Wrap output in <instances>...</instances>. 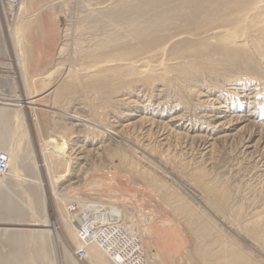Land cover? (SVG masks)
I'll return each mask as SVG.
<instances>
[{
    "label": "rangeland",
    "instance_id": "374dc122",
    "mask_svg": "<svg viewBox=\"0 0 264 264\" xmlns=\"http://www.w3.org/2000/svg\"><path fill=\"white\" fill-rule=\"evenodd\" d=\"M114 1L0 0V107L2 111L7 109L0 150L16 143L13 148L17 149V156H21V164L12 163L4 175L11 180L14 197L6 191L2 194L17 208L9 210L13 213L10 215L0 212V232L17 230L21 234L31 233L35 239L22 244L25 253L16 264H92L91 257L99 251L91 246L92 251L89 248L86 258H76L74 250L79 245L76 227L70 219L63 221V216L66 218L65 206L69 204L72 218L82 217L85 215L82 204L86 206L95 201L122 208L123 215L115 217L114 224H119L121 231L138 233L148 257L156 252L157 246L161 255L164 253L161 249L170 243L153 239V234L161 231L170 234L174 238L172 243L177 246V258L170 261L161 258L162 264H222L215 257L208 259L209 262H200L195 256L192 245L208 240L189 237V231L195 228L220 233L221 240L227 245L235 243L240 254L246 255L251 263L264 264V6L252 9L258 0H230L231 4L227 0H156L153 3L116 0L115 5L111 4ZM205 3H209L208 6ZM143 6L153 7L155 13H144ZM241 6L249 12L247 19ZM117 11L124 12L119 13L121 18L116 15ZM231 17L236 22L231 21ZM219 18L224 21L219 20L221 25ZM19 22L24 24L18 25ZM96 22L100 25L103 22L104 26ZM246 23L251 27L254 24V28ZM156 24H163V28ZM17 25L19 31L15 35ZM239 26L242 29L237 30ZM234 30L242 36L241 46L229 47L228 51L224 40L236 35ZM135 32H143L144 36L150 32L152 38L160 39L158 47L141 52ZM114 44L118 46L115 49ZM82 46L84 48H80ZM60 48L64 51L58 55ZM126 51L132 60L135 55L146 56L155 69L136 74L128 65H120L116 74H107L111 78L106 86L108 96L102 98L92 86L100 72L82 74L79 70L92 65L87 62L93 56L107 53L104 57L120 58L119 54ZM75 69L79 70L75 72ZM65 84L71 87L61 96L59 89ZM254 94L258 101L257 113L251 114L248 103ZM30 98L35 106L22 104L23 117L17 123L21 130L17 131L15 120L12 122L14 117L8 111L20 109L13 102ZM70 110L90 118L91 123L71 124L72 120L64 115ZM218 115L222 118L214 119ZM103 126L120 134L121 143L105 132ZM23 129L30 146L23 144ZM7 133L16 137L11 139ZM45 147L54 152L52 156V152L46 155L53 163V170L61 175L54 191L44 165ZM78 148L89 149L88 159H77ZM31 156L38 165L47 217L60 236L58 245L53 239L46 244L53 262H49L44 253L37 252L40 251L39 232L46 229L40 221L43 212L35 208L36 200L31 206L24 193V189L29 188L26 166L30 165ZM58 209L63 210V214ZM149 217H152L150 221ZM131 220H134L135 230L129 226ZM148 230L155 233L146 236ZM112 242L119 241H106L100 248L115 247ZM190 249L192 259H189ZM12 250L10 244L0 241V256L8 257ZM41 254L45 258H40Z\"/></svg>",
    "mask_w": 264,
    "mask_h": 264
},
{
    "label": "bare ground",
    "instance_id": "6f19581e",
    "mask_svg": "<svg viewBox=\"0 0 264 264\" xmlns=\"http://www.w3.org/2000/svg\"><path fill=\"white\" fill-rule=\"evenodd\" d=\"M104 1V0H103ZM111 1V0H110ZM116 1V0H115ZM115 1H114V3H111V4H114L115 5ZM122 1V0H121ZM142 1V0H141ZM148 1H150L151 3H153L154 1H156V0H148ZM162 1V0H161ZM174 1H176V0H174ZM180 1V0H179ZM216 1V0H215ZM219 1V0H218ZM225 1V0H224ZM248 1V0H247ZM250 1V0H249ZM117 2H118V0H117ZM227 2H229L230 3V0L228 1L227 0ZM231 2H232V0H231ZM242 1H240V2H238V4L240 5V3H241ZM245 2V1H244ZM128 3V2H127ZM157 3V2H156ZM156 3H154V4H156ZM160 3V2H159ZM170 3V2H169ZM214 4V2H211V4ZM219 3V2H218ZM221 3V2H220ZM250 3V2H249ZM82 4V3H81ZM107 4V3H106ZM106 4H105V6H106ZM109 4V3H108ZM119 3H117V5H118ZM121 4V3H120ZM165 4H167V2L165 3ZM206 4V3H205ZM207 4H209V3H207ZM206 4V5H207ZM213 4H212V6H213ZM231 4V3H230ZM245 5H246V3H244ZM153 5V4H152ZM164 5V4H163ZM163 5L161 6V8L163 7ZM193 5V4H192ZM224 5V4H223ZM222 5V6H223ZM251 5V4H250ZM101 6V5H100ZM100 6H98V7H100ZM110 6V5H109ZM113 6V5H112ZM153 6H155V5H153ZM208 6V5H207ZM210 6V5H209ZM227 6H228V4H226V8H227ZM230 6V5H229ZM261 6H264V0H258L256 3H255V5L252 7V9L253 8H259L260 9V7ZM107 8H108V5L106 6ZM144 7V13H146V14H152V12H154L155 13V9H152V8H149V7H147V6H143ZM151 7V6H150ZM167 7V6H166ZM172 8H177V6H171ZM216 7V6H215ZM219 7H221V6H219ZM218 7V8H219ZM225 7H223V8H225ZM234 7H235V5H234ZM237 7V6H236ZM241 7H243V6H241ZM250 7V6H249ZM101 8V7H100ZM105 8V7H104ZM160 8V7H159ZM158 8V9H159ZM201 8V7H200ZM210 8H211V6H210ZM229 8V7H228ZM231 8L233 9V6H231ZM247 8V7H246ZM251 8V7H250ZM102 9V8H101ZM128 9H130V8H128ZM165 9V8H164ZM180 9H182V8H180ZM207 9V8H206ZM216 9V8H215ZM242 9H245L244 7L242 8ZM95 10V9H94ZM98 10V9H97ZM100 10V9H99ZM106 10V9H105ZM108 10H110V9H108ZM126 10V9H125ZM162 10V9H161ZM166 10V9H165ZM222 10H224V9H222ZM235 10H236V8H235ZM234 10V11H235ZM91 11H92V9H91ZM167 11H168V9H167ZM224 11H226V10H224ZM228 11V10H227ZM233 11V12H234ZM238 11H242V10H238ZM238 11H237V13H238ZM245 11H246V9H245ZM259 11V10H258ZM261 11V10H260ZM264 11V10H263ZM93 12V11H92ZM96 12V11H95ZM99 12H101V11H99ZM112 12V11H111ZM223 12V11H222ZM221 12V13H222ZM252 12V11H251ZM102 13H104V12H102ZM119 13L121 14V13H123L124 14V12L123 11H117V14H116V12H115V14L116 15H119ZM132 13V12H131ZM205 13V12H204ZM218 13L219 12H217L216 14L218 15ZM220 13V14H221ZM230 13V12H229ZM249 12L248 11H246L245 12V17H246V19L248 18L247 17V14H248ZM111 14V13H110ZM161 14H163V13H161ZM200 14H202V13H200ZM200 14H198V16L200 15ZM231 14V13H230ZM229 14V15H230ZM239 14V13H238ZM241 14V13H240ZM255 14V13H254ZM96 15V14H95ZM94 15V16H95ZM99 15V14H98ZM101 15V14H100ZM103 15V14H102ZM107 15V14H106ZM113 15V13L110 15L111 17H114V16H112ZM215 15V14H214ZM253 15V14H252ZM256 15V14H255ZM261 15V14H260ZM105 16V15H104ZM120 16V15H119ZM144 16V15H143ZM147 16V15H146ZM155 16V15H154ZM194 16V15H193ZM225 16V15H224ZM223 16V17H224ZM249 16H251V15H249ZM263 16H264V14H263ZM107 17V16H106ZM122 17V15L120 16V18ZM176 17V16H175ZM181 17H183V16H181ZM215 17V16H214ZM219 17H221V16H219ZM223 17H221V18H223ZM237 17H239V16H237ZM236 17V18H237ZM253 17H255L254 15H253ZM74 18V17H73ZM97 18H98V16H97ZM102 18V17H101ZM104 18V17H103ZM102 18V19H103ZM114 18H116V16L114 17ZM124 18H125V16H124ZM123 18V19H124ZM187 18H189V16L188 17H186V18H183V20H186ZM209 18V17H208ZM221 18H219L217 21H219ZM235 18V17H234ZM242 18V17H241ZM95 19V18H94ZM112 19V18H111ZM118 19H119V17H118ZM126 20H127V18H125ZM158 19H159V15H158ZM157 19V20H158ZM192 19V18H191ZM197 19V18H196ZM195 19V20H196ZM203 19V18H202ZM225 19L227 20L228 18H226L225 17ZM231 19V21H233V19H232V17L230 18ZM104 20V19H103ZM102 20V21H103ZM108 20V19H107ZM165 20V19H164ZM166 20H168V19H166ZM180 20V19H179ZM198 20H201V19H198ZM210 20V19H209ZM248 20H250V19H248ZM252 20H254V19H252ZM263 20V19H262ZM261 20V21H262ZM101 21V20H100ZM113 21V20H112ZM111 21V22H112ZM178 21V20H177ZM208 21V20H207ZM214 21V20H213ZM221 21V20H220ZM219 21V25H221L220 23L221 22H223L224 23V21H221L220 22ZM228 21V20H227ZM227 21H225V22H227ZM235 21V20H234ZM233 21V22H234ZM258 21H260V20H258ZM92 22H93V20H92ZM116 22V21H115ZM119 22V21H118ZM134 22V21H133ZM136 22V21H135ZM192 22V21H191ZM208 22H210V21H208ZM208 22H206V23H208ZM212 22V21H211ZM236 22V21H235ZM245 22V21H244ZM251 22H253V21H251ZM91 23V22H90ZM96 23H98V22H96ZM103 23V22H102ZM102 23H101V25H102ZM108 23H110L109 22V20H108ZM117 23V22H116ZM212 23H215V22H212ZM240 23H241V21H240ZM248 23V22H247ZM247 23L245 24L246 26H250V25H247ZM263 23V22H262ZM20 24H24V23H21V22H19L18 23V25H20ZM89 24V23H88ZM95 24V23H94ZM99 24V23H98ZM107 24V23H106ZM121 24V23H120ZM129 24H133V23H129ZM138 24H140V23H138ZM165 24V23H164ZM186 24V23H185ZM191 24V23H190ZM217 24V23H216ZM227 24V23H226ZM231 24V23H230ZM248 24H250V23H248ZM18 25H17V27L15 28V35H16V33H17V31H19V29H18ZM90 25V24H89ZM97 25V24H96ZM100 25V24H99ZM98 25V26H99ZM100 25V26H101ZM122 25V24H121ZM147 25V24H146ZM154 25V24H153ZM157 25V27L158 28H163L162 27V25H160V24H156ZM173 25V24H172ZM171 24H170V26H172ZM207 25H210L209 23L207 24ZM215 25V24H214ZM254 25V24H253ZM253 25H252V27L250 26V28L252 29V28H254L253 27ZM97 26V27H98ZM102 26H104V24L102 25ZM109 26H111V25H108L107 27H109ZM114 26V25H113ZM120 26V25H119ZM125 26V25H124ZM135 26V25H134ZM152 26V25H151ZM190 26V25H189ZM198 26H199V23H198ZM225 26V25H224ZM230 26V25H229ZM233 26V25H232ZM116 27V26H115ZM166 27H168V26H166ZM175 27V26H174ZM178 27V26H177ZM177 27H176V29H177ZM182 27V26H181ZM185 27V26H184ZM191 27V29H192V26H190ZM208 27V26H207ZM214 27V26H213ZM220 27V26H219ZM228 27V26H227ZM89 28V27H88ZM87 28V29H88ZM92 28V27H91ZM94 28V27H93ZM99 28V27H98ZM97 28V29H98ZM101 28H103V27H100L99 29H101ZM118 28V27H117ZM119 28H121V27H119ZM127 28V27H126ZM142 28V27H141ZM148 28V27H147ZM171 28V27H170ZM179 28V27H178ZM195 28V27H194ZM215 28H217V27H215ZM250 28H247V29H250ZM255 28H259V27H255ZM98 29V30H99ZM105 29H106V27H105ZM112 29V28H111ZM110 29V30H111ZM114 29V28H113ZM123 29H124V27H123ZM146 29V28H145ZM207 29V28H206ZM226 29V28H225ZM238 29H242V26H239L238 28H237V30ZM245 29V28H244ZM261 29H262V27H261ZM260 29V30H261ZM92 30V29H91ZM95 30V29H94ZM93 30V31H94ZM142 30V29H141ZM148 30V29H147ZM170 30V29H169ZM169 30H166L165 29V31H169ZM174 30H175V28H174ZM181 30V29H180ZM195 30V29H194ZM197 30V29H196ZM200 30V29H199ZM211 30V29H210ZM254 30V29H253ZM256 30V29H255ZM97 31V30H96ZM100 31V30H99ZM98 31V32H99ZM112 31V30H111ZM118 31H119V29H118ZM127 31V30H126ZM138 31V30H137ZM152 31V30H151ZM158 31V30H157ZM156 31V32H157ZM182 31V30H181ZM180 31V32H181ZM222 31V30H221ZM231 31V30H230ZM235 31V30H234ZM240 31V30H239ZM67 32V31H66ZM88 32H89V30H88ZM95 32V31H94ZM101 32V31H100ZM108 32H110V31H108ZM124 32L125 31H123V34H124ZM129 32V31H128ZM139 32V31H138ZM141 32V31H140ZM161 32H162V30H161ZM182 32H185V30L184 31H182ZM181 32V33H182ZM194 32H196V34H197V31H194ZM214 32H219V30H215ZM236 32V31H235ZM246 32H247V30H246ZM252 32H254V31H252ZM104 33H106V32H104ZM111 33H113V31L111 32ZM115 33V32H114ZM119 33V32H118ZM121 33V32H120ZM136 33V32H135ZM148 33V32H147ZM152 33V32H151ZM159 33V32H158ZM173 33V32H172ZM176 33V32H175ZM178 33V32H177ZM181 33H179V34H181ZM186 33H188V32H186ZM230 33V32H229ZM237 33H239V32H236L235 34L236 35H232V37L231 38H227V40H224L225 42H226V44L228 45L227 47V49L226 48H224V50L226 49V50H228L229 49V47H233V46H238V45H240V43L242 42L241 40V37H240V35H238ZM244 33V32H243ZM251 32H249V34H250ZM257 33V32H256ZM256 33H254V34H256ZM71 34V33H70ZM117 34V33H116ZM115 34V35H116ZM126 34V33H125ZM131 34H133V32L131 33ZM130 34V35H131ZM152 34H154V33H152ZM151 34V35H152ZM161 34V33H160ZM160 34H158V35H160ZM184 34V33H183ZM191 33H189V35H190ZM195 34V33H194ZM193 34V35H194ZM201 34V33H200ZM199 34V35H200ZM202 34H203V31H202ZM220 34V33H219ZM253 34V35H254ZM263 34V33H262ZM69 35V34H68ZM92 35V34H91ZM90 35V36H91ZM94 35V34H93ZM92 35V36H93ZM95 35H97V34H95ZM100 35V34H99ZM118 35V34H117ZM121 35V34H120ZM127 35V34H126ZM126 35H125V37H126ZM198 35V34H197ZM214 35V34H213ZM243 35V34H242ZM246 35H248L247 33H246ZM251 35V34H250ZM252 35V36H253ZM105 36V35H104ZM104 36H103V38H104ZM110 35H108V37H109ZM112 36V35H111ZM110 36V37H111ZM132 36V35H131ZM130 36V37H131ZM161 36V35H160ZM186 36V35H185ZM212 35H210V37H211ZM96 37H98V35L96 36ZM106 37H107V34H106ZM120 37V36H119ZM183 37H184V35H183ZM191 37H193V36H191ZM225 37H227V36H225ZM71 38V37H70ZM94 38H95V36H94ZM99 38H102V37H99ZM116 38H118L117 36H116ZM127 38V37H126ZM136 38L138 39V41H139V43L141 44V49H142V51L141 52H143L145 49H155V48H157L158 46L157 45H159V40L160 39H156V38H152L151 36H150V32H149V35H147V34H145V36L143 35V32H142V34H139V33H136ZM205 38V37H204ZM207 38H208V36H207ZM90 39V38H89ZM112 39H115L114 37L112 38ZM132 39V38H131ZM179 38H177V40H178ZM197 39H200V38H197ZM215 39V38H214ZM69 40V39H68ZM88 40V39H87ZM94 40V39H93ZM98 40V39H97ZM104 40V39H103ZM110 40V39H109ZM116 40V39H115ZM114 40V41H115ZM118 40V39H117ZM123 40V39H122ZM124 40H126L125 38H124ZM136 40V39H135ZM99 41V40H98ZM106 41H107V39H106ZM127 41H129V40H127ZM137 41V40H136ZM180 41V40H179ZM185 41V40H184ZM247 41V40H246ZM86 42V41H85ZM105 42V41H104ZM111 42V41H110ZM118 42V41H117ZM117 42H115V43H117ZM158 42V43H157ZM224 42V43H225ZM83 43V42H82ZM95 43V42H94ZM109 43V42H108ZM127 43V42H126ZM125 43V44H126ZM131 43V42H130ZM132 43H133V41H132ZM138 43V42H137ZM157 43V44H156ZM96 44V43H95ZM99 44V43H98ZM121 44V43H120ZM124 44V43H123ZM17 45V44H16ZM78 45V44H77ZM86 45V44H85ZM97 45V44H96ZM105 44H103V46H104ZM116 44H114V46H115ZM119 45V44H118ZM156 45V46H155ZM222 45V44H221ZM71 46H73V45H71ZM74 46H75V43H74ZM99 46V45H98ZM102 46V45H101ZM121 46V45H120ZM126 46V45H125ZM241 46V45H240ZM242 46H244V45H242ZM88 47V46H87ZM92 47V46H91ZM108 47V45L106 46V48ZM118 47V46H117ZM116 46L114 47V49L115 48H117ZM121 47H123V46H121ZM80 48H84L83 46L82 47H80ZM97 48V47H96ZM111 48V47H110ZM109 48V49H110ZM123 48H126V47H123ZM139 48V49H140ZM92 49V48H91ZM95 49V48H94ZM98 49V48H97ZM100 49V48H99ZM102 49V48H101ZM100 49V50H101ZM137 49V48H136ZM222 49V48H221ZM70 50V49H69ZM96 50V49H95ZM94 50V51H95ZM159 50V49H158ZM225 50V51H226ZM231 49H229L228 51H230ZM233 50V49H232ZM63 51H64V49L63 48H60L59 50H58V55L60 54L61 55V53H63ZM99 51V50H98ZM124 51V50H123ZM102 52H104V51H102ZM110 52V51H109ZM113 52V51H112ZM140 52V53H141ZM162 51H160V53H161ZM217 52V51H216ZM69 53V52H68ZM81 53V52H80ZM89 53V52H88ZM88 53H86V54H88ZM111 53V52H110ZM120 53V52H119ZM133 53H137V52H133ZM139 53V54H140ZM146 53V52H145ZM238 53V52H237ZM95 54V53H94ZM107 53H102V56H97V57H94L93 56V54H92V59L91 60H93V61H91L90 59H89V61L87 62V64H92V65H90V66H87V67H82L80 70L79 69H75V72H76V70H79L80 71V73H82V74H92L93 72L95 73V72H97V71H99L100 72V74L98 75V78H96L94 81H93V83H92V86L96 89V93H98L102 98H104V97H106V96H108V91H107V89H106V86L108 85V84H110L109 83V81L111 80V78L110 77H108L107 76V74L108 73H110V72H114L115 74H116V72H117V70L119 69V67H121L120 65H128L129 67H131V68H133L134 70H135V72H136V74H137V72H138V74L140 73V74H144V72H146L147 70H150L151 71V67H154V65L153 64H151V62L148 60V58L145 56H143V57H139V55L137 56V55H135L136 56V58L134 59L133 58V60L132 59H129V52L128 51H126V52H121L119 55H121V57L120 58H108V57H104L105 55H106ZM138 54V53H137ZM143 54V53H142ZM141 54V55H142ZM154 54V53H153ZM158 54V53H157ZM164 54V53H163ZM90 55V54H89ZM101 55V54H100ZM144 55V54H143ZM107 56V55H106ZM150 56V55H149ZM160 56H161V54H160ZM159 56V57H160ZM238 56H240V55H238ZM64 57V56H63ZM112 57H114V55L112 56ZM138 57V58H137ZM151 57V56H150ZM153 57V56H152ZM65 58H66V55H65ZM91 58V57H90ZM132 58V57H131ZM154 58V57H153ZM160 59V58H159ZM86 60H88V59H86ZM86 60H85V62H86ZM22 62V61H21ZM64 62V61H63ZM93 62V63H92ZM163 63V62H162ZM161 63V64H162ZM24 65V64H23ZM62 65V64H61ZM155 66H157V65H155ZM67 67V66H66ZM81 67V66H80ZM153 69H155V68H153ZM152 69V70H153ZM63 70V69H62ZM66 70V69H65ZM69 71V70H68ZM63 73V72H62ZM75 75V74H74ZM63 76V75H62ZM83 76V75H82ZM93 76H94V74H93ZM97 77V76H96ZM121 78V77H120ZM60 80V79H59ZM186 80V79H185ZM58 82V81H57ZM68 82V81H67ZM66 82V83H67ZM70 82V81H69ZM85 82V81H84ZM25 83L27 84V80H25ZM55 83V82H54ZM71 83V82H70ZM86 83V82H85ZM89 83H90V80H89ZM121 83V82H120ZM136 84V83H135ZM76 85V84H75ZM84 85V84H83ZM87 85V84H86ZM61 86V85H60ZM26 87V86H25ZM71 87V86H70ZM70 87H67V85L65 84V85H62L61 87H60V89H59V91H61V96L63 95V93L65 92V91H67L68 89H70ZM89 87V86H88ZM259 87V86H258ZM59 88V87H58ZM55 89V88H54ZM257 89V88H256ZM85 91H86V89H85ZM112 91V90H111ZM117 91V90H116ZM261 91V90H260ZM58 92V91H57ZM106 95V96H105ZM243 96V95H242ZM57 97V96H56ZM55 97V98H56ZM250 98H253V100L252 101H249L250 103H248V109H252L251 110V114H255V113H257V111H256V108H257V106H258V101H255V99H256V94H254V95H252ZM21 99V98H20ZM58 99V98H57ZM123 99V98H122ZM164 100V99H163ZM258 100V99H257ZM15 101V100H14ZM57 101V100H56ZM107 102V101H106ZM160 102V101H159ZM13 103H16L17 105H18V107L20 108V109H18V110H16V111H8V113L10 114V116H11V114H12V116L14 117V119H13V121L12 122H14V120H15V128H16V130L17 131H20L21 130V128L19 127V125L17 124L18 123V121L21 119V117H23V114H22V112H21V106H22V104L23 103H27V104H29V105H33V107L35 106L34 104H33V99L32 98H30V100L29 101H21V100H18V101H15V102H13ZM57 103V102H56ZM75 104V103H74ZM108 104V103H107ZM216 107V106H215ZM2 107H0V136H1V138H0V140L3 138V136H2V134H3V131H4V129H5V122H4V120H6V117H5V114H4V112L6 113L7 111H5V110H7V109H4V111H2L3 109H1ZM69 108V107H68ZM59 109V108H58ZM218 109V108H217ZM63 110H64V108H63ZM61 111V110H60ZM216 111V110H215ZM64 113H66V114H64V115H67V117H68V119H70V120H72L71 121V124H74V125H81V124H83V123H91V120H90V118H86L85 116H83V115H81V114H77L75 111H73V110H70L69 112H64ZM210 113V112H209ZM126 114V113H125ZM129 114V113H128ZM85 115V114H84ZM262 116V115H261ZM4 117H5V119H4ZM8 118V117H7ZM94 118V117H93ZM181 118V117H180ZM222 118V116L221 115H218V116H215L214 117V119H221ZM226 118V117H225ZM260 118H262V117H260ZM12 120V119H11ZM93 120V119H92ZM6 122H8V120L6 121ZM93 122V121H92ZM94 123V122H93ZM11 124V123H10ZM70 124V125H71ZM97 124V123H96ZM211 124V123H210ZM7 125V124H6ZM73 125V126H74ZM10 126V125H9ZM72 126V127H73ZM95 128V127H94ZM189 128V127H188ZM103 129H104V131L105 132H108V133H110V136L112 135L113 137H114V139L118 142V143H121V141H122V139H121V136H119L118 135V133H116V132H114V131H112V130H110L108 127H105V126H103ZM98 131V130H97ZM2 133V134H1ZM17 133V132H16ZM19 133V132H18ZM5 135V134H4ZM7 135H10V133L8 134L7 133ZM23 135H24V137H23V139H24V141H23V144L25 143V145L27 144L28 146H30V140L28 139V134H27V132H26V130H24L23 129ZM11 136V139L15 136L16 137V135H10ZM111 136V137H112ZM109 137V136H108ZM11 141V140H10ZM56 141V140H55ZM54 141V142H55ZM11 142H13V141H11ZM49 142V141H48ZM67 143V142H66ZM2 144V143H1ZM13 144V146L12 147H10V146H8L7 148H4V149H2L3 148V145H2V147H1V149L2 150H0V153H1V151H4V152H6L7 154H8V159H7V163H8V168H7V170H6V172L3 174V176H1L0 175V212L1 213H4V214H6V213H10L9 212V210H14L15 208H17L16 206H14L13 205V203H12V201L10 200V199H8V197H5L3 194H2V192H7V193H10L11 195L13 194L12 193V191H11V189H10V181L9 180H7L6 178H4V175H6L7 174V172H8V169H9V167L12 165V163H15V165H16V163L18 164V162L21 164V156H17V154L15 153L16 152V148H13L14 147V145L15 146H17L16 145V143H11V145ZM44 144H45V142H44ZM1 146V145H0ZM61 146V145H60ZM81 146V145H80ZM99 147V146H98ZM18 148V147H17ZM51 148V147H50ZM54 148V147H53ZM89 149H87V150H85V149H81V148H78L77 150H76V156H77V159H81V160H85L87 157H88V154L90 153L89 151H88ZM52 151H50V150H48V148L47 147H45V150L43 151V154H44V165H45V168H46V171H47V174H48V176H49V178H50V180H51V185H52V187H53V191L55 190L54 189V187H55V183L57 182V180H58V178H60L61 177V175H59V174H57V172L56 171H54L53 170V168H52V166H53V163H51V160L50 159H48V156L46 155V153L48 154V153H51ZM53 153L54 152H52V154H51V156L53 155ZM20 155H22V154H20ZM55 156H57L58 158H63V157H61L62 155H58V154H54ZM31 163H30V165L29 166H26L27 167V172H28V174L29 175H27L28 177H30V179H27L28 180V183H29V188H25L24 189V193L26 194V197L28 198V201L30 202V205L32 206L33 204H34V200H36L37 201V207H35L37 210H42V215H43V219H41L40 221L43 223V225L44 226H46L45 228V230L44 231H40L39 232V234H40V236H41V238L40 239H38V244H39V246H40V251H39V249H38V253L40 252V253H44V255H46V257H48L49 259V262H53V259H50L51 257L50 256H48V254H47V248L48 247H46V244L47 243H50V240L51 239H53L56 243H57V245L59 244V242H60V236L58 235V233L55 231V229H54V226H53V223H52V221L47 217V213H46V201H45V199H44V191H43V188H42V182H41V178H40V175H39V169H38V165L36 164V162H35V158L33 157V156H31ZM66 159V158H65ZM88 159V158H87ZM61 161V160H60ZM66 161V160H65ZM66 164V163H65ZM13 166H14V164H13ZM18 166H19V164H18ZM16 167V166H15ZM17 168V167H16ZM64 168V167H63ZM14 169V168H13ZM70 169V168H69ZM24 170V169H23ZM64 170V169H63ZM63 170H62V172H63ZM14 171V170H13ZM14 172H16V171H14ZM19 172V171H18ZM10 173V172H9ZM14 173H12V175H13ZM19 174V173H18ZM9 177V176H8ZM26 177V176H25ZM18 179H20V178H18ZM68 179V178H67ZM20 180H22V179H20ZM24 180V179H23ZM26 180V181H27ZM62 180H64V179H62ZM25 181V180H24ZM59 183V182H58ZM58 193H60V192H58ZM55 194H56V196H57V192H55ZM60 195V194H59ZM6 196H7V194H6ZM13 197H14V195H12ZM58 197H60V196H58ZM62 199H64V198H62ZM60 201V200H59ZM110 202V201H109ZM214 202V201H213ZM62 203V202H61ZM106 204V203H105ZM62 205H63V203H62ZM220 205V204H219ZM29 206V205H28ZM31 206H29V207H31ZM65 206V205H64ZM68 206H69V204H68ZM67 205L65 206V210H66V218L63 216V221H68L69 219L70 220H72V222L74 223V226L76 227L75 228V235H76V237L78 236V232H77V230H78V227L80 226V228H81V234L83 235H85L86 234V237H88V243H87V245L85 246V245H82V240H81V236H78L77 237V241H78V243H79V245H77L76 246V248H79V247H83L84 249H85V252L83 253V256H82V258H79V257H77V255H76V253H77V250L78 249H75L74 251L76 252L75 253V256H76V258H78L79 260H82L83 258H86V256H88V254H87V251H89V248H91V251H92V247L91 246H94V248H96L99 252H100V250L102 251V253L100 252H96L94 255H93V257H91V262H92V264H162V259H161V256L159 255V253H158V246H157V248H156V252H154L153 253V255H150L149 257L147 256V254L144 252V249H143V242H142V239L140 238V236H139V234L138 233H136V232H126V231H121V229L119 228V224H117V225H115L114 223L117 221L116 220V218H120L123 214V210H122V208L120 207V206H117L116 204H113V205H111V204H107V205H104V204H102V203H100V202H89V204H87L86 206L84 205V204H82V209H83V212H84V214L85 215H83L82 217H75L74 216V219L72 218L73 216L69 213L71 210H72V208L70 209V211H69V207H68ZM77 206H78V204H77ZM27 208V207H26ZM62 208H64V207H62ZM110 208V209H109ZM218 208V207H217ZM132 209V208H131ZM223 209V208H222ZM17 210H19V208L17 209ZM59 210V212L61 213V214H63V210H61V209H58ZM90 210H94V214H93V212L92 211H90ZM224 210V209H223ZM15 211V210H14ZM13 211V212H14ZM24 212V211H23ZM107 212H110V213H113V214H111V215H109ZM190 212V211H189ZM192 213H194V211L192 212ZM10 214H13L12 212L10 213ZM9 214V215H10ZM77 214H80L81 215V213H77ZM87 214H90V215H87ZM15 215H18V213L17 214H15ZM190 213H189V221L191 220V217H190ZM232 215V214H231ZM13 216V215H12ZM20 216H22V215H20ZM37 216V215H36ZM35 216V217H36ZM197 216V215H196ZM239 216V215H238ZM5 217V216H4ZM9 217V216H8ZM16 217V216H15ZM106 217V218H105ZM116 217V218H115ZM201 218V217H200ZM149 219V221L152 219V217H149L148 218ZM207 221H208V219H206ZM195 222V221H194ZM196 223V222H195ZM199 223H200V221H199ZM202 223V222H201ZM70 224V223H69ZM69 224H67V225H69ZM192 224V223H191ZM202 224H204V223H202ZM193 225V224H192ZM191 225V226H192ZM195 225V224H194ZM211 225V224H210ZM70 226V225H69ZM68 226V227H69ZM122 226V225H121ZM129 226L133 229V230H135L136 229V225L134 224V220H131L130 221V223H129ZM202 226V225H201ZM204 226V225H203ZM71 228V227H70ZM73 228V227H72ZM194 228V227H193ZM211 228V227H210ZM74 229V228H73ZM190 229V228H189ZM153 230V229H152ZM73 231V230H72ZM182 231H184V230H182ZM210 231V230H209ZM208 231V229H206V228H204V229H197V228H195L194 230H190L189 231V237H193V236H195L197 239H208L205 243H203V242H199L198 243V241L196 242V243H194L193 245H192V249L194 250V254H195V256H198L199 257V259H200V262H206V261H208L209 262V260L208 259H212V257H215V259H216V261H222V264H253V263H251V261L250 260H248L245 256H243L242 254H240V251H239V249H238V247H237V245L235 244V243H231V244H229V245H227V243L226 242H224V240H221V234L220 233H217V234H212L211 232H209ZM217 232V231H216ZM70 233H71V231H70ZM74 233V232H73ZM153 233H155V232H153ZM152 233V231H150V230H148L147 232H145V234H146V236L147 235H150V234H153ZM74 235V234H73ZM170 234H167V233H164V232H160L158 235L157 234H153V239L154 238H156V239H159V240H161L162 239V241H167L168 243L170 242L171 244H172V240L174 239L172 236H169ZM225 234H223V238H225V236H224ZM42 236H45L44 238L42 237ZM150 237V236H149ZM184 237V236H183ZM235 237V236H234ZM30 238L32 239V236H31V233H22L21 234V231H13V230H11V229H6L5 231H1L0 232V241H4V242H7L8 244H10L11 245V248L13 249L12 250V252H10L11 254H10V256H8V257H3V256H0V264H16L17 262H18V260H20L21 261V258L23 257V255H24V247H23V245L22 244H24L25 242H27L28 240H30ZM195 238V239H196ZM113 239H116L117 241H119V242H117V243H111V245H114L115 247H111L109 250L108 249H101L100 247H101V244H102V246H105L104 245V242H106V241H113ZM33 241L35 240V239H32ZM161 241V242H162ZM34 243V242H33ZM75 243V242H74ZM158 242H156V244H157ZM37 244V245H38ZM91 244V245H90ZM159 244V243H158ZM166 244V243H165ZM27 245V244H26ZM48 245V244H47ZM168 245V244H167ZM39 246H38V248H39ZM90 246V247H89ZM171 245L169 244V247H170ZM191 246V245H190ZM10 247V246H9ZM28 248V247H27ZM94 248H93V251H94ZM10 249V248H9ZM100 249V250H99ZM49 250V249H48ZM34 252V251H33ZM32 252V253H33ZM36 252V253H37ZM28 253V252H27ZM105 255V258H103L102 257V255ZM168 254V253H167ZM37 255V254H36ZM42 255V254H41ZM44 255H42L40 258H45L44 257ZM92 256V255H91ZM249 256V255H248ZM251 257V256H250ZM39 258V259H40ZM193 258V252H192V250L190 249L189 250V259H192ZM25 259V258H24ZM107 259V260H106ZM198 259V258H197ZM43 260V259H42ZM195 260V259H194ZM29 261V260H28ZM20 264V263H19ZM32 264V263H31ZM73 264H79V263H73Z\"/></svg>",
    "mask_w": 264,
    "mask_h": 264
},
{
    "label": "built area",
    "instance_id": "2783aa9c",
    "mask_svg": "<svg viewBox=\"0 0 264 264\" xmlns=\"http://www.w3.org/2000/svg\"><path fill=\"white\" fill-rule=\"evenodd\" d=\"M7 159H8V154L6 152H4V151H1V153H0V175L1 176H3V174L6 172V170L8 168ZM90 211H92L93 214H94V210H90ZM107 213L109 215L113 214V213H110V212H107ZM87 215H90V214H87ZM77 232H78V236H81L80 238L82 240V242H81L82 245H85L86 246L87 243L89 242L88 241V237H86V235H84V234L83 235L81 234V228H80V226L78 227ZM76 249H78L77 250V253L75 252L76 255H77V257L82 258L83 253L85 252V249L82 246L79 247V248H76Z\"/></svg>",
    "mask_w": 264,
    "mask_h": 264
},
{
    "label": "crops",
    "instance_id": "0c3cea01",
    "mask_svg": "<svg viewBox=\"0 0 264 264\" xmlns=\"http://www.w3.org/2000/svg\"><path fill=\"white\" fill-rule=\"evenodd\" d=\"M171 246L169 247V245H168V247L167 248H162L161 249V251L162 252H164V253H161V258H163L164 259V261H170V260H174V259H176L177 258V246H175V243H169ZM165 252H168V254L167 253H165Z\"/></svg>",
    "mask_w": 264,
    "mask_h": 264
}]
</instances>
